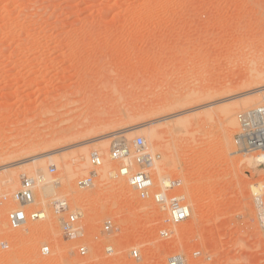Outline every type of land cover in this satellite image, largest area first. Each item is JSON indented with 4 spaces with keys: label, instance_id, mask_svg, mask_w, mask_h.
I'll use <instances>...</instances> for the list:
<instances>
[{
    "label": "rangeland",
    "instance_id": "1",
    "mask_svg": "<svg viewBox=\"0 0 264 264\" xmlns=\"http://www.w3.org/2000/svg\"><path fill=\"white\" fill-rule=\"evenodd\" d=\"M263 12L264 0H0V179L17 181L0 185V264H167L174 255L185 264H264V172L235 143L237 117L255 108L254 95L264 96L262 80L251 77L264 70L251 36H264ZM193 94L204 95L202 106L217 105L198 110L195 96L183 101ZM228 105L239 123L230 139L220 113ZM115 133L109 149L141 137L161 156L156 187L161 176L181 180L192 218L165 222L167 211L113 176L120 166L113 160L109 175L100 166L92 188L78 187L94 169L92 152L103 164L111 160V150L92 141ZM69 147L39 170L30 162L13 166ZM24 177L47 178L57 192L45 205L36 186L34 206L48 220L13 231L7 215ZM57 198L82 212V239L64 238L52 208ZM108 220L116 230L105 234ZM81 244L86 258L78 255ZM45 246L49 256L41 254Z\"/></svg>",
    "mask_w": 264,
    "mask_h": 264
},
{
    "label": "built area",
    "instance_id": "2",
    "mask_svg": "<svg viewBox=\"0 0 264 264\" xmlns=\"http://www.w3.org/2000/svg\"><path fill=\"white\" fill-rule=\"evenodd\" d=\"M240 129L236 135L237 148L241 155L257 156L259 167L264 171V104L255 107L238 116ZM110 155L115 162L120 164L116 177L127 179L130 187L137 193L141 200L154 202L160 209L167 211L168 219L165 221L172 226H177L189 219V206L186 197L181 193V180L164 178L156 187L157 176L155 166L161 160V156L151 150L145 140L136 138L131 144L122 141L114 142ZM101 155L94 151L90 155V164L94 168L90 174L78 181L81 190H88L93 187L94 179L97 176L96 168L101 166ZM49 172L54 174L56 168L51 167ZM160 181V180H159ZM37 180L24 177L20 189L12 196V201L17 208L11 210L7 215V222L10 229L19 231L31 222L43 221L46 219V212L35 208V194ZM55 215L59 218L64 238L69 241L80 240L84 237L81 227L82 212L73 208L65 198H57L52 203ZM112 221L104 223V233L115 232ZM163 238L171 235L169 230L160 232ZM2 247H7L5 243ZM8 248V247H7ZM105 254L111 256L115 250L111 246L105 247ZM79 257L86 258L89 249L86 245L77 248ZM50 247L41 249L43 256H49ZM195 255H199L196 253ZM131 256L139 257V251L133 250ZM167 264H184L183 256L174 255L168 259Z\"/></svg>",
    "mask_w": 264,
    "mask_h": 264
},
{
    "label": "bare ground",
    "instance_id": "3",
    "mask_svg": "<svg viewBox=\"0 0 264 264\" xmlns=\"http://www.w3.org/2000/svg\"><path fill=\"white\" fill-rule=\"evenodd\" d=\"M261 8H262V6H260ZM259 7V8H260ZM261 12V11H260ZM263 14H264V12H263ZM246 19V18H245ZM248 19V18H247ZM246 21V20H245ZM30 31V30H29ZM252 36V38H253V41H254V49H253V51H252V54H253V57L255 56H260V55H262V54H264V36L263 35H256V33L254 34V36H253V34L251 35ZM253 64H251V65H260V63L261 62H252ZM263 67H264V62H263ZM262 67V68H263ZM259 68V67H258ZM257 69V68H256ZM254 80H262L261 81V83H263L264 84V70H262V71H258L255 75H252L251 76ZM257 82V81H256ZM261 83H260V81H258V84L259 85H261ZM257 86V85H256ZM258 90V89H257ZM256 93H259V94H261V93H263V89H259ZM252 94V93H251ZM264 94V93H263ZM257 95V94H256ZM195 96V98H198L196 101L197 102H194V103H196L195 105H197V103L199 102V104L202 106V103H204L205 102V100H204V98H202L201 96H204V95H199L198 94V96H196V94H193V95H191V96H187L186 98H185V100H183V101H188L189 99L188 98H190V99H192L193 97ZM245 96V95H244ZM258 96V95H257ZM257 96H255L254 95V99H256V100H254V102H253V100H252V102H250L249 104H250V106L251 107H258V106H260V105H262V104H264V96H262V98H259L260 96H258V98H257ZM201 97V98H200ZM238 97V96H237ZM205 99H206V97H205ZM192 100H194V99H192ZM236 100H238V99H236ZM240 100H242V99H240ZM191 101V100H190ZM227 101V100H226ZM231 102V101H230ZM224 103V102H223ZM205 104V103H204ZM248 104V105H249ZM215 105H217V103H215V102H213V103H210V104H207V105H203L202 107L201 106H199L200 108H198V110L200 109V110H202V109H212ZM230 105H228V107H222V111L220 112L221 113V115L223 114L224 115V117H225V120L226 121H224V122H226L227 124H225V132L224 133H226L225 135H227L228 136V138L230 139V137L229 136H231V134L233 133V131H234V128L235 127H238V124L240 123V121H239V123H238V121L234 118V115H235V112L236 111H234L235 109V107L233 108L232 106L231 107H229ZM197 107H198V105H197ZM220 109V108H219ZM238 108H236V110H237ZM253 109V108H252ZM193 110V109H192ZM197 110V109H196ZM251 110V109H250ZM195 110H193V111H186L185 113H183V114H186V113H191V112H194ZM205 111V110H204ZM216 110H214V112H215ZM220 111V110H219ZM249 111V110H248ZM200 112V111H199ZM217 112V111H216ZM247 112V111H246ZM211 113H212V111H211ZM245 113V112H244ZM207 114V113H206ZM207 115H211V114H207ZM178 116V115H177ZM214 116H215V114H214ZM219 116V115H218ZM180 117V116H179ZM213 117V116H212ZM169 118H171V117H167V118H165V119H163V121L165 122L166 120H169ZM177 118V117H176ZM238 118V117H237ZM213 119V118H212ZM192 120V119H191ZM170 121V120H169ZM168 121V122H169ZM192 121H194V119L192 120ZM162 122V121H161ZM168 122H166V123H168ZM189 122H191L190 121V118H186V119H184V120H179V122L177 123V125L179 124V126L182 124H185V126L187 125V123H189ZM152 124V123H151ZM169 125H170V123H169ZM173 125V124H172ZM149 126V125H148ZM150 126H152V125H150ZM144 126H136L135 128H132L131 129V132L130 133H139V132H141L140 130H143L142 128H143ZM170 127V126H169ZM174 127H176V125L174 126ZM181 127L182 126H180V129H181ZM145 128H146V126H145ZM174 129V128H173ZM129 131V130H128ZM175 132V131H174ZM127 133V132H126ZM126 133H125V135H126ZM129 133V132H128ZM135 134H133V135H135ZM122 136V135H121ZM226 136V137H227ZM118 138V137H120V136H117V134L115 133V134H113V135H106V136H104V137H101V138H99V139H97V140H94V141H92L93 143H101V144H103V145H101L102 146V148H104L105 149V151H106V154L108 153V150H111V149H109L110 147H109V143H107L108 142V140H111V138ZM116 138V139H117ZM227 138V139H228ZM235 143H236V140H235ZM79 145H76V146H73L74 148L75 147H78ZM236 146H237V144H236ZM73 147H69V148H66V149H63V150H58V151H53V152H51V153H47V154H45V155H41V156H38V157H33L32 159H28L27 161H22V162H20V163H18V164H16V165H13V166H25V165H28V163L30 162L31 164H34V166L33 167H37V169L39 170V162H41L42 160H44V159H46V158H50L51 156H53V155H56V154H61L62 152H65V151H68L69 149H71V148H73ZM238 147V146H237ZM103 150V149H102ZM104 152V151H103ZM236 152H238V154H240V151L238 150V148H237V151ZM33 154V153H32ZM32 154H29V155H32ZM108 155V154H107ZM243 156H250L251 158H253L254 159V165H256L258 168H260L259 167V159H257V156H251V155H243ZM107 159H109L108 157H107ZM106 159V161H104V162H106V163H104L103 164V161H101V169H102V171H103V173L105 172V173H108V175L113 171V165H112V163H114V162H112V157H111V160H107ZM114 161V160H113ZM30 163H29V165H30ZM12 166V167H13ZM10 167V166H9ZM9 167H8V169H9ZM62 167V166H61ZM156 168V167H155ZM159 168V167H158ZM29 169V168H28ZM100 169V170H101ZM262 169V168H261ZM156 170H158V169H156ZM31 171V170H30ZM102 171H100V172H102ZM158 172H160V170L158 171ZM264 172V171H263ZM159 174H161V173H159ZM108 175H106L105 174V178H107V177H109ZM162 175V174H161ZM98 176V175H97ZM104 176V175H103ZM113 176L116 178V173L114 172V174H113ZM45 177V176H44ZM44 177H40V178H38L37 179V183H36V186H38L39 187V191H40V197H41V201L39 202V203H42V204H47V202L49 201V199H50V197L52 196V195H55L56 194V186H58V185H56L54 182H52L51 180H48L47 181V178H44ZM2 178V177H1ZM4 179H0V185H5V184H8V186L10 185L11 187H14L15 185H16V180H15V177H12L11 175H9V177H3ZM113 178V177H112ZM33 179H35V178H33ZM109 179V178H108ZM110 179H111V177H110ZM164 178H163V176H161V179H160V182L163 180ZM36 180V179H35ZM70 181H71V177H70V179H69ZM67 183H69V181L67 182ZM71 183V182H70ZM68 185V184H67ZM71 185V184H70ZM69 185V186H70ZM116 185V184H115ZM126 186V185H125ZM122 188H124V185L123 186H121ZM127 187V186H126ZM36 188V187H35ZM128 188H130V187H128ZM12 189V188H11ZM262 189V188H261ZM131 190V189H130ZM262 191V190H261ZM254 192L255 193H259L260 192V188H255L254 187ZM184 193V192H183ZM0 196H1V194H0ZM2 198H3V196H2ZM5 199H7V197L5 196ZM5 199H3L4 201H5ZM256 200H257V202L259 203V206H261L262 205V201H261V196L259 195V196H256ZM38 201V200H37ZM144 201V200H143ZM13 202V201H12ZM36 202V201H35ZM3 204H5V203H3ZM35 205V204H34ZM37 205H38V203H37ZM193 205V204H192ZM195 205V204H194ZM1 208V207H0ZM3 208H5V207H3ZM199 208V207H198ZM2 209V208H1ZM4 215L5 214H3L2 215V213H0V223H4V220H5V217H4ZM192 216H194V214H193V211H192V209H191V207L189 206V218H192ZM262 216H264V214L262 213ZM46 219H47V216H46ZM45 219V220H46ZM48 220V219H47ZM26 227V226H25ZM24 227V228H25ZM29 227V226H28ZM27 227V228H28ZM46 228H48V227H46ZM45 228V229H46ZM26 229V228H25ZM12 230V229H11ZM24 230V229H23ZM28 230V229H27ZM47 230V229H46ZM22 231V230H21ZM26 231V230H25ZM56 233V232H55ZM82 239V238H81ZM73 241H78V240H73ZM6 245H7V247L9 246V244L8 243H6V242H4ZM82 245V244H81ZM84 245V244H83ZM112 247V246H111ZM4 248H6V247H4ZM114 248V247H113ZM115 250V249H114ZM136 250V249H135ZM136 251H138V250H136ZM183 261H184V264H185V259L183 258ZM187 263V262H186Z\"/></svg>",
    "mask_w": 264,
    "mask_h": 264
}]
</instances>
